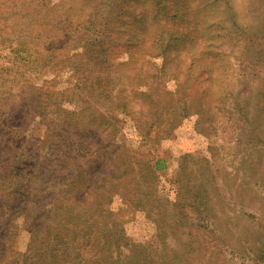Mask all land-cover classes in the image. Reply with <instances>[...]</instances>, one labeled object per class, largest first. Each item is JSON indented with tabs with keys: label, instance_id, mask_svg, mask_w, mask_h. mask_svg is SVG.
<instances>
[{
	"label": "rangeland",
	"instance_id": "1",
	"mask_svg": "<svg viewBox=\"0 0 264 264\" xmlns=\"http://www.w3.org/2000/svg\"><path fill=\"white\" fill-rule=\"evenodd\" d=\"M105 1L0 0V168L19 158H37L39 140L48 127L34 115L35 107L47 98L48 89L55 92L67 85L61 71L67 68L70 55L82 49L76 38L84 32L88 12L99 11ZM165 1L159 7L153 1L143 2L134 17L126 19L137 34L130 45L131 55L143 70L131 68L130 53L121 57L128 77L123 88L136 89L132 98L135 92L147 90L145 84L154 87L158 76L166 81L161 88L163 94L160 91L153 95L155 98L131 99L128 111L133 118L144 121L154 114L179 115L170 134L159 140L158 151L165 157L166 169L158 173L156 188L160 195L173 200L176 191L181 190L176 181L186 163L185 170H191V177L198 181V191L195 193L193 182L188 195H206L208 227L193 231L194 246L191 253L183 255H189L184 261L264 264V0H210L207 5L206 0H168L172 5L177 3L179 18L174 11L169 12L170 16L160 11L154 19L152 16ZM172 15L177 24L170 27ZM140 16H144L142 23L137 21ZM207 18L211 26L205 24ZM162 31L172 34L165 36L169 43L159 45L156 36ZM130 46L122 44L115 52L129 51L126 48ZM159 48L175 50L165 58ZM157 53L160 57H151ZM190 53H205L199 60L211 65L203 68L202 63L189 58ZM119 62L117 59L116 64ZM181 94L191 108L200 109L198 113L184 115L173 110V100H181L177 98ZM156 103L163 106L159 113ZM65 106L70 107L68 102ZM205 117L207 122L203 121ZM131 118L121 114L120 130L116 131V126L106 128L100 139L101 152L78 153L74 142L69 148L77 150L73 154L78 157L91 158L103 153L118 155L120 144L133 149L142 137ZM51 157L52 148L48 147L42 158ZM93 165L97 171V162ZM48 188L61 192L65 186L52 181ZM122 206L119 198L112 204L115 211ZM125 219V227L136 242L146 241L155 233V225L138 210L128 212ZM22 223L23 219H15L7 242L3 245L0 240L1 255H5L6 247L14 245L19 250L26 241L28 233L18 227Z\"/></svg>",
	"mask_w": 264,
	"mask_h": 264
},
{
	"label": "trees",
	"instance_id": "2",
	"mask_svg": "<svg viewBox=\"0 0 264 264\" xmlns=\"http://www.w3.org/2000/svg\"><path fill=\"white\" fill-rule=\"evenodd\" d=\"M151 1L159 7L162 0H106L99 11L88 12L84 32L76 38L82 43V49L70 55L67 68L61 71L67 85L63 90L56 88L55 92L48 89L47 98L35 107L34 115L48 127L44 138L39 140L37 158L33 161L19 158L0 168V240L3 245L7 242L11 227L15 228L12 224L15 219H23L18 227L28 233L19 250L14 245L6 247L5 255L0 254V264H192L184 261L189 255H183L193 249V231L208 227L206 195H188L187 190L192 188L189 184L193 182L195 193L198 191V181L191 177V170H185L186 163L176 181L181 190L176 191L173 200L160 195L156 188L160 181L158 173L166 169L165 157L158 151L159 140L170 134L179 115L154 114L147 122V119L133 118L128 111L134 96L144 100L155 98L156 92L163 94L161 88L166 81L158 76L154 87L145 84L143 87L147 90L135 92L133 98L136 89L123 88L128 82L126 63L121 60L124 53H130L128 62L133 70H143L136 66L137 59L131 55L130 45L137 34L135 28L131 29L132 22L126 19L134 17L139 4ZM165 2L152 17L158 19L160 11L170 16L169 12L174 11V16L179 18L177 3ZM210 2L206 0V5ZM143 17L137 21L144 22ZM171 18L170 27H173L177 21L173 15ZM205 24L211 26L208 18ZM199 25L208 30L202 22ZM171 34L159 32L156 41L159 45L169 43L165 36ZM122 44L130 46L126 48L130 50L115 52ZM159 49L165 58L175 50ZM202 56L205 53H190L189 58L202 63L203 68L211 65L199 60ZM151 57L157 58L160 54ZM117 59L120 62L116 64ZM177 98L181 99L173 100L177 114L200 110L196 106L191 108L185 95ZM66 102L70 107L65 106ZM161 108L156 103L158 113ZM121 114L132 115L142 137L139 145L128 149L126 144H120L118 155L103 153L91 158L73 154L77 150L86 155L101 152L102 133L112 126L120 130ZM205 118L203 121L207 122ZM72 142L77 143V150L69 148ZM48 147L52 148V157L43 159L42 153ZM96 162L97 171L93 165ZM205 162L207 165L209 159ZM52 181L62 182L65 188L61 192L49 190ZM147 181L155 184L150 186ZM116 198L123 202L117 211L112 208ZM132 210L144 213L155 225L150 239L136 242L130 236L125 216Z\"/></svg>",
	"mask_w": 264,
	"mask_h": 264
}]
</instances>
